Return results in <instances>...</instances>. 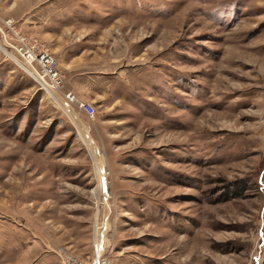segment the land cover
<instances>
[{"label": "rangeland", "instance_id": "374dc122", "mask_svg": "<svg viewBox=\"0 0 264 264\" xmlns=\"http://www.w3.org/2000/svg\"><path fill=\"white\" fill-rule=\"evenodd\" d=\"M0 12L61 53L65 88L96 108L0 50V264H92L96 242L112 264H264V0ZM81 50L88 64L68 63Z\"/></svg>", "mask_w": 264, "mask_h": 264}, {"label": "built area", "instance_id": "2783aa9c", "mask_svg": "<svg viewBox=\"0 0 264 264\" xmlns=\"http://www.w3.org/2000/svg\"><path fill=\"white\" fill-rule=\"evenodd\" d=\"M0 49L24 68L38 83L39 88L56 91L64 100L76 104L89 118H95L96 108L90 101L80 99L72 89L65 88V73L58 65V58L50 47L36 34L24 31L12 15L0 12ZM102 244L100 245V247ZM95 244L92 264H112ZM65 264H86L76 256L65 255Z\"/></svg>", "mask_w": 264, "mask_h": 264}, {"label": "crops", "instance_id": "0c3cea01", "mask_svg": "<svg viewBox=\"0 0 264 264\" xmlns=\"http://www.w3.org/2000/svg\"><path fill=\"white\" fill-rule=\"evenodd\" d=\"M53 48V47H52ZM57 48L58 47H55V51H56V53L57 52H59V50H57ZM1 50V49H0ZM2 51V50H1ZM3 52V51H2ZM4 54V53H3ZM87 53H85V54H83V50H81L79 53H76V54H74L73 55V57H71V59H70V62H68V63H72L74 66L75 65H86V64H88L86 61H82V56L80 57V59L81 60H78V57L80 56V55H86ZM5 55V54H4ZM58 55V54H57ZM61 53L58 55V58L59 59H61ZM74 61V62H73ZM60 63V62H59ZM78 73H79V77H81V76H83L82 74H84V71H83V69L82 68H79L78 69V71H77Z\"/></svg>", "mask_w": 264, "mask_h": 264}, {"label": "bare ground", "instance_id": "6f19581e", "mask_svg": "<svg viewBox=\"0 0 264 264\" xmlns=\"http://www.w3.org/2000/svg\"><path fill=\"white\" fill-rule=\"evenodd\" d=\"M51 91L54 92V93H56V94H58L56 91H54V90H52V89H50V88L47 90V92H48L49 94H50ZM58 95H59V94H58ZM96 244H97V242H96ZM97 246H98V250H99V252H101V247H100V245L97 244Z\"/></svg>", "mask_w": 264, "mask_h": 264}]
</instances>
